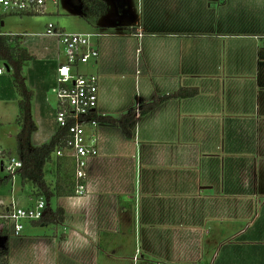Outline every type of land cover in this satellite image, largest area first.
I'll return each instance as SVG.
<instances>
[{"label":"crops","instance_id":"crops-1","mask_svg":"<svg viewBox=\"0 0 264 264\" xmlns=\"http://www.w3.org/2000/svg\"><path fill=\"white\" fill-rule=\"evenodd\" d=\"M115 1L118 15L93 32L100 54L86 72L99 75L96 116L136 111L132 137L99 121L88 191L51 199L64 221L10 235L8 264H264V0ZM47 45L29 49L43 63L29 86L26 77L33 146L56 129ZM8 71L2 104L22 99ZM182 86L199 93L140 113Z\"/></svg>","mask_w":264,"mask_h":264},{"label":"built area","instance_id":"built-area-1","mask_svg":"<svg viewBox=\"0 0 264 264\" xmlns=\"http://www.w3.org/2000/svg\"><path fill=\"white\" fill-rule=\"evenodd\" d=\"M50 2L56 4L57 0H0V11L3 14H43L49 11ZM143 31V27L137 29L139 36H142ZM0 34L13 35L7 32ZM39 36L44 37L43 39L49 37L54 43L52 56L57 67L55 85L51 91L57 100L54 112L55 130H65L67 133L65 146L58 148L55 155L73 158L75 193L84 194L88 191L85 180L89 162L99 153V139L95 132L99 121L94 114L96 115L100 88L99 75L81 72L79 67L80 64L99 57L96 34L68 33L50 23L46 32ZM45 49L49 51V45ZM4 72L5 69L0 67V74ZM21 167L22 161L15 157L2 164L3 170L14 176ZM32 200L33 204L21 206L13 198L6 200L0 197V239L10 235L20 236L27 222L43 218L46 201L43 198Z\"/></svg>","mask_w":264,"mask_h":264},{"label":"trees","instance_id":"trees-1","mask_svg":"<svg viewBox=\"0 0 264 264\" xmlns=\"http://www.w3.org/2000/svg\"><path fill=\"white\" fill-rule=\"evenodd\" d=\"M3 14H0V33L3 27ZM20 34L4 35L0 34V59H7L8 67L11 69V75L14 82L22 92V99L19 100V113L16 122L20 125L18 132L17 153L22 161V167L16 171V175L20 178L23 186H30L29 198H43L46 202L45 213L42 219L33 221L36 224H53L64 221L65 211L62 207H53L50 201L54 197L75 195V163L73 158L69 156H56L55 152L58 148H62L66 144L67 133L65 130H55L51 140L38 146L32 145V134L37 126L31 112V97L33 92L28 89L26 77L22 74V70L28 61L35 60L36 56L29 51L28 48L22 46L19 42ZM54 66L56 62H54ZM199 93L198 87L182 86L176 91L156 96L153 100L145 102L140 108V113L145 114L154 108L157 104L171 97L187 98L195 96ZM136 114L135 110H131L119 118L112 116L98 117V121L114 123L121 126L124 133L128 137H132L130 122ZM0 155H5L4 151ZM4 161L1 162V168ZM53 163L55 168V180L53 183L46 179V165ZM3 169V168H2ZM14 175L6 176L5 182H10ZM2 179L0 177V185ZM9 242L7 238L0 239V264H8L9 261Z\"/></svg>","mask_w":264,"mask_h":264},{"label":"rangeland","instance_id":"rangeland-1","mask_svg":"<svg viewBox=\"0 0 264 264\" xmlns=\"http://www.w3.org/2000/svg\"><path fill=\"white\" fill-rule=\"evenodd\" d=\"M98 1L99 0H57L56 4L50 2L48 5L49 11L43 14H4L3 20L5 25L2 27V31L12 34H20L21 36L24 35V33L36 34V36L28 37L26 39H22L21 37L19 40L20 44L28 49H32L31 45L43 47L47 44L50 38L47 37L43 39L44 37H40L39 35L46 32L50 23L57 25L68 33L97 32L98 30L96 27L98 25L109 26L110 20L114 19L116 14L118 15L115 0ZM130 2L133 4L136 0H130ZM0 13L3 14L1 11ZM127 19L128 17L124 16L123 20ZM49 47L50 50H47V53L44 52L46 54L45 57L51 56L50 53L53 50V46L49 45ZM91 62H93V60L85 64H80V71L86 72V68L90 66L88 64ZM7 64V59H0V66L5 69L6 74H10L7 69ZM42 66L43 63L38 62L37 60L28 61L24 66L22 74L24 77H27L29 83L28 86L34 81V73L37 72V70L42 69L40 68ZM140 68L144 69L143 66ZM50 95H52L50 104L52 107L56 108L57 100L55 94L51 90ZM51 111L54 114L55 111H53V109ZM17 112H19L18 101L6 104H2V102H0V152L4 151L5 153L3 156L0 155V177L2 179V183L0 185V197L6 200H9L12 194H23L28 196L30 192V186H23L17 175H15L10 182H5L6 176L10 174L5 169L3 170L1 168L2 161L7 162L11 157L19 159V155L17 153V135L20 130V126L16 123L14 117V114H17ZM51 167H53L52 163H48L46 165V179L53 183L56 175L50 169ZM20 205L26 206V203ZM10 241H12V238H10Z\"/></svg>","mask_w":264,"mask_h":264},{"label":"water","instance_id":"water-1","mask_svg":"<svg viewBox=\"0 0 264 264\" xmlns=\"http://www.w3.org/2000/svg\"><path fill=\"white\" fill-rule=\"evenodd\" d=\"M3 24H4V23H3ZM9 69H10V68H9ZM9 69H8V70H9Z\"/></svg>","mask_w":264,"mask_h":264}]
</instances>
